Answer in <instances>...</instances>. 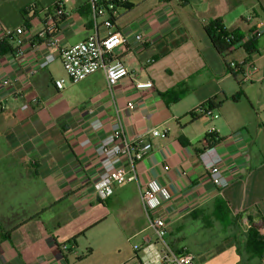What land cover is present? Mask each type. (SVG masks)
Here are the masks:
<instances>
[{"label": "crops", "instance_id": "0c3cea01", "mask_svg": "<svg viewBox=\"0 0 264 264\" xmlns=\"http://www.w3.org/2000/svg\"><path fill=\"white\" fill-rule=\"evenodd\" d=\"M56 1L0 0V40L4 41L5 29L30 24L25 12L30 3L49 6ZM195 1L203 20L183 25L171 12L155 16L148 12L133 23L117 18L110 30L105 26L110 14L95 18L91 0H64L67 16L60 23L61 47L91 36L104 38L113 30L124 33L135 46L119 52L131 77L112 89L101 70L57 91L48 69L51 64L30 74L47 51L31 44L19 54L9 39L13 51L2 47L0 264H70L67 252L72 250L64 247L73 248L72 238L86 235L111 215L121 221L127 240H137L140 247L138 256L125 255L113 264H157L155 236L140 198L141 188L152 179L171 197L160 213L168 222L166 240L174 251L191 252L196 264H264V256L246 251L244 237L254 224H261L260 234L264 230V129L252 120L264 98V7L250 13L239 10L244 0ZM178 3L186 7L190 0ZM216 18L228 29L260 34L250 60L242 48L228 57L216 51L204 29ZM137 32L153 42L135 45ZM244 61H251L254 69L251 80L242 83L227 65ZM148 81L152 88H135ZM169 91L173 94L166 101L162 94ZM63 93L68 99L52 102ZM209 100L217 105V118L190 116ZM131 101L133 110L127 108ZM48 102L52 106L47 107ZM90 110L95 112L90 115ZM96 119L102 127L94 130ZM116 124L127 138L149 141L153 148L137 164L136 180L117 186L112 197L101 200L93 191L102 170L96 148ZM213 128L220 137L215 147L223 159V173L230 181L223 190L212 184L199 159ZM156 129L166 137L153 136ZM217 201L229 212L226 221L220 213L221 219L216 216Z\"/></svg>", "mask_w": 264, "mask_h": 264}, {"label": "built area", "instance_id": "2783aa9c", "mask_svg": "<svg viewBox=\"0 0 264 264\" xmlns=\"http://www.w3.org/2000/svg\"><path fill=\"white\" fill-rule=\"evenodd\" d=\"M124 3L125 0H91L92 10L95 18L108 12L106 7L112 10V16L119 14V8L111 5L110 2ZM176 0H166L171 5ZM30 24L20 26L15 29H5L4 39L11 40L16 46L19 54H24L26 46L37 44L39 51H47L37 65L30 70L34 75L38 71L46 69L50 64L59 61L66 73V78L54 80L57 91H63L68 84L75 85L85 80L90 75L103 71L109 89H112L122 80L131 77L130 70L119 56L120 51L132 50L135 46L131 44L129 38L122 32L113 30L104 38L91 36L85 41L61 47L59 37L60 23L67 16L64 0H58L49 6H40L36 2L30 3L25 8ZM109 13V12H108ZM110 14V13H109ZM111 16V14H110ZM110 16L105 21V26L111 30L114 26ZM260 36V34H257ZM134 44L144 47L153 42L150 36L137 32L133 35ZM3 40H0V42ZM234 73L241 76V82L251 80L254 64L251 61L236 62L231 64ZM6 84H8L6 82ZM152 82H138L135 88L138 90L152 88ZM4 101L0 98V104ZM39 102V99H35ZM201 106V105H200ZM199 106V107H200ZM206 117L217 118L215 109L200 110ZM127 108L133 110L134 102H128ZM90 115L95 111L90 110ZM102 127L101 121L96 119L92 123L94 130ZM211 129L208 133H214ZM216 133V132H215ZM155 137H166V132L156 129L152 131ZM89 141H86L88 143ZM151 142L141 143L125 136L122 127L116 124L111 133L108 134L96 148V155L100 158L102 168L97 179L93 182V191L97 198L108 199L114 195L117 186L136 180V167L145 156L152 150ZM199 159L208 171L212 184L223 190L230 185L229 179L223 173L222 156L216 147L206 148L199 154ZM169 170V166L164 167ZM140 198L146 214L148 216V227L155 236L156 263L157 264H196L195 256L191 252L184 251L178 253L168 244L166 238L168 234V222L161 215L160 209L164 201L170 200L167 190L155 179L148 181L140 190ZM264 236V230L261 232ZM67 250V247H64ZM136 252L140 251L139 246H134ZM121 264H128L121 263Z\"/></svg>", "mask_w": 264, "mask_h": 264}, {"label": "rangeland", "instance_id": "374dc122", "mask_svg": "<svg viewBox=\"0 0 264 264\" xmlns=\"http://www.w3.org/2000/svg\"><path fill=\"white\" fill-rule=\"evenodd\" d=\"M195 2V0H190L188 6L182 7L179 5L178 0L171 5L166 0H131L130 4L133 7L130 9L120 7L118 10L119 14L116 17L121 22L133 23L140 16L148 12H152V16H155L156 12L158 15L161 12L166 15L168 12H171L176 22L188 25V23L204 19L195 7ZM261 5L264 7V0H244L238 7L242 11L248 9L250 13H253L254 10L259 13ZM48 69L53 79L66 78V73L59 61L52 63ZM65 99H68V96L66 93H63L52 100V102L62 103ZM52 102H48L47 107L52 106ZM252 120H257L264 129V98L260 111L252 116ZM1 177L5 180L2 182L5 183L7 176L4 174ZM4 192L6 191L4 190ZM1 208L2 206H0ZM134 246H138V241L127 240L121 230V221L111 215L101 225L90 230L86 235L78 237L73 248L67 247V249L72 250L71 253L67 252V255L69 254L70 264H113L125 255L135 254ZM89 249L93 250L91 254L88 253ZM136 262L138 263V259H136ZM127 263L133 264L130 261Z\"/></svg>", "mask_w": 264, "mask_h": 264}, {"label": "trees", "instance_id": "16d2710c", "mask_svg": "<svg viewBox=\"0 0 264 264\" xmlns=\"http://www.w3.org/2000/svg\"><path fill=\"white\" fill-rule=\"evenodd\" d=\"M111 5H115L116 8L119 7H125L127 9L131 8V4H128L126 2L124 3H119V2H110ZM108 12L111 14L110 20L111 23L115 26V23L117 21V17L112 16V10L109 8V4L106 5ZM205 32L209 39L211 40L214 48L216 51L225 57L231 56L234 54L236 49L242 48L245 53L247 54V60L251 59V55L256 52V41H257V36L256 34L252 31L249 33V35L243 33L241 30L236 29V30H231L226 27L224 24L223 20L221 18H216L211 20L206 26H205ZM4 47L5 52L13 51V46L9 42L8 39H4V41L0 42V51L3 50ZM228 69L234 73V71L231 69L230 65H227ZM237 74V73H236ZM239 75V74H237ZM173 94V91H169L166 93L162 94V97L167 101L169 97ZM217 105L214 103L213 100H209L205 103H203L199 109L201 110H207V109H216ZM190 116L192 118L196 117H205L203 113H198L197 109L192 110L190 113ZM206 143H207V148H211L216 146L220 142V137L217 135V133H207L205 137ZM216 216L217 214H221V220L226 221V218L229 215V212L225 206V204L221 201H217L216 204ZM220 210V212H219ZM207 221V219H205ZM260 227L261 224H254L252 225L245 233V249L246 251L254 255L255 257L258 258H263L264 256V238L260 234ZM85 232H82L81 235H84ZM78 236H75L70 240L71 242H75Z\"/></svg>", "mask_w": 264, "mask_h": 264}]
</instances>
